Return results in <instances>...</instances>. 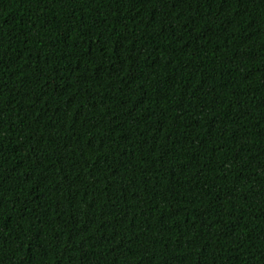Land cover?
<instances>
[{
  "label": "trees",
  "instance_id": "16d2710c",
  "mask_svg": "<svg viewBox=\"0 0 264 264\" xmlns=\"http://www.w3.org/2000/svg\"><path fill=\"white\" fill-rule=\"evenodd\" d=\"M0 264H264V0H0Z\"/></svg>",
  "mask_w": 264,
  "mask_h": 264
}]
</instances>
